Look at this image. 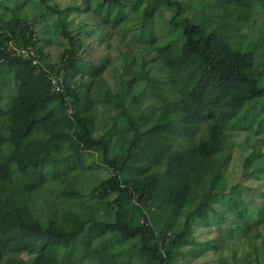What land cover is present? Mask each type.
<instances>
[{
    "label": "trees",
    "instance_id": "obj_1",
    "mask_svg": "<svg viewBox=\"0 0 264 264\" xmlns=\"http://www.w3.org/2000/svg\"><path fill=\"white\" fill-rule=\"evenodd\" d=\"M259 117L264 0H0V264H264Z\"/></svg>",
    "mask_w": 264,
    "mask_h": 264
},
{
    "label": "rangeland",
    "instance_id": "obj_2",
    "mask_svg": "<svg viewBox=\"0 0 264 264\" xmlns=\"http://www.w3.org/2000/svg\"><path fill=\"white\" fill-rule=\"evenodd\" d=\"M59 2L61 3H68L70 0H58ZM82 18H84V16H81ZM45 19L42 18V22L44 21ZM40 22V21H39ZM47 37L48 39L50 38L51 41H52V45H50V47L48 48L50 50V53H51V60L52 61H58L59 60V44L58 42L60 41L59 39H57L55 36H53L52 33H48L47 34ZM88 43L90 42H86L85 45H88ZM234 46H238L237 43L234 44ZM89 50H90V56L91 57H98L100 51H101V45H99L98 43H95V44H92L91 47L88 46ZM57 48H59L57 50ZM246 72L250 75H254L256 73V68L255 67H250V68H247L246 69ZM108 76V75H107ZM109 77V76H108ZM246 117H248V113L245 114ZM261 118L259 117L257 119V121L255 122V124L247 131H233V140H234V145L232 147V154H234L233 156V167L231 169V178H234L235 181H239L240 183H242L243 185H247L249 187H251V190L248 191V192H244L243 195H245L246 197H252V192L254 193L253 194V199H260L261 198V188H260V184L262 183L261 181H258V180H255L253 178H251V176H247V175H241V166H240V161L237 160V155L242 151L240 150V145L239 143L244 140L247 136H253L257 139V141H254L255 144L257 146H260L262 143H263V139H264V129L262 127L261 124H259V120ZM248 152L244 151L243 152V155H247ZM90 155L92 156L91 158H96L95 157V154H91ZM90 157V156H89ZM107 171H104L102 173V175L106 174ZM252 212L254 213H257V210L254 209V210H251ZM203 230V227H200L198 228L195 233H196V236H198L197 234H199L201 231ZM211 235H214L212 232L210 233V236L209 237H212ZM210 252V251H209ZM213 254L210 253V257H213L212 256ZM207 258V257H206ZM202 262H205L207 264H219V259L218 258H215V260H210L209 258L207 259H204V260H201ZM181 264H184L181 263Z\"/></svg>",
    "mask_w": 264,
    "mask_h": 264
}]
</instances>
